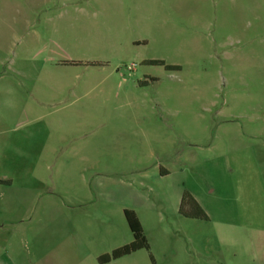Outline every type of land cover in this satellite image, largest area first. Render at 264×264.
<instances>
[{
	"label": "rangeland",
	"instance_id": "rangeland-1",
	"mask_svg": "<svg viewBox=\"0 0 264 264\" xmlns=\"http://www.w3.org/2000/svg\"><path fill=\"white\" fill-rule=\"evenodd\" d=\"M246 145L264 196V0H0V199H62L97 217L110 252L132 239L122 205L152 199L160 165L197 186L207 168L217 189ZM189 223L210 229L212 256L264 264V233ZM159 242L190 246L177 231Z\"/></svg>",
	"mask_w": 264,
	"mask_h": 264
},
{
	"label": "crops",
	"instance_id": "crops-1",
	"mask_svg": "<svg viewBox=\"0 0 264 264\" xmlns=\"http://www.w3.org/2000/svg\"><path fill=\"white\" fill-rule=\"evenodd\" d=\"M234 152L245 159L233 154L235 158L230 172L223 167L216 170L219 178L217 189H208L211 185L209 171L200 161L198 167L202 165L201 172L207 176L208 186L204 183L197 186L195 182L187 184L189 169L186 166L160 165L158 174L153 176L156 180L154 187L149 188V192L153 193L152 199L143 194L138 196L132 207L121 204L122 211L128 209L135 213L148 249L142 248L112 260L105 257L115 248L110 252L97 250L96 231L92 227L97 217L77 213L71 208L67 212L62 199H0V210L3 212L9 209L10 204L16 206V212L7 219L18 223L5 232L1 230L4 222H0V233L7 234L0 238V264H149V258H152V264H227L211 255L213 250L219 252L221 247L211 246L210 229L201 226L196 231L191 230L187 226L189 222L201 219L181 216L178 206L183 191L187 190L209 217L217 214L219 225L234 231L242 226L264 233V196L258 195L262 186L259 168L252 157L253 149L246 145ZM144 174L146 177L147 172ZM214 210L217 212L212 216L211 211ZM168 214L183 228L165 227L162 222ZM176 231L189 238L190 246L182 245L180 248L176 244L159 242L162 237ZM228 233L224 227L212 232L216 242L220 241L216 237L221 235V239H225ZM192 255L194 260H191ZM187 257L190 258L188 261L185 260Z\"/></svg>",
	"mask_w": 264,
	"mask_h": 264
},
{
	"label": "trees",
	"instance_id": "trees-1",
	"mask_svg": "<svg viewBox=\"0 0 264 264\" xmlns=\"http://www.w3.org/2000/svg\"><path fill=\"white\" fill-rule=\"evenodd\" d=\"M4 182L8 183V181H3L2 183ZM178 213L186 218L201 220L208 219L207 213L187 190H184L181 195L178 206ZM123 215L132 234V240L129 243L124 244L123 246L115 248L110 254L106 255L105 258L107 260L116 259L142 248L146 250L148 249L147 240L143 234L142 227L135 213L131 210L123 209ZM151 262L153 263L152 258Z\"/></svg>",
	"mask_w": 264,
	"mask_h": 264
}]
</instances>
